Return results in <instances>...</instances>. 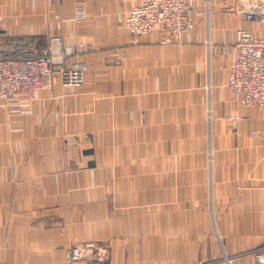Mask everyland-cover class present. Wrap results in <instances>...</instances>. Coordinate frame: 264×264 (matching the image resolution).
I'll return each mask as SVG.
<instances>
[{
	"label": "crops",
	"instance_id": "1",
	"mask_svg": "<svg viewBox=\"0 0 264 264\" xmlns=\"http://www.w3.org/2000/svg\"><path fill=\"white\" fill-rule=\"evenodd\" d=\"M140 1L0 0V49L37 54L58 36L85 69L25 111L0 100V264H65L87 238L103 245L94 264H184L206 241L230 253L264 239V111L225 88L236 30L264 25L237 0H190V32L133 35L121 19Z\"/></svg>",
	"mask_w": 264,
	"mask_h": 264
},
{
	"label": "built area",
	"instance_id": "2",
	"mask_svg": "<svg viewBox=\"0 0 264 264\" xmlns=\"http://www.w3.org/2000/svg\"><path fill=\"white\" fill-rule=\"evenodd\" d=\"M203 1L205 9L210 11L211 0ZM237 2L236 11L245 21L264 25V0ZM190 6V0H141L126 11L121 23L133 35L167 33L178 36L190 32L193 27L189 18ZM76 16L80 18L83 14L78 11ZM4 22L5 18L0 15V31ZM206 42L208 45L209 40ZM11 44L15 45L16 41L12 39ZM80 49L84 50V47ZM232 52L225 83L228 95L241 106H256L264 110V36L246 28H238ZM69 54L70 51L62 48L58 36H51L47 47L40 49L37 54L21 49L10 52L0 49V100L5 102L1 107L19 106L21 111L27 110L23 106L33 103L40 90L49 89L57 76L64 89L80 87L84 83L85 69L67 66ZM205 115L207 121L212 120L210 106L206 108ZM226 118L230 127L235 129L238 117L230 114ZM206 156L208 169H211L213 155L210 147ZM96 249L97 244L93 240L77 242L66 251V259L75 262L82 258H93Z\"/></svg>",
	"mask_w": 264,
	"mask_h": 264
},
{
	"label": "rangeland",
	"instance_id": "3",
	"mask_svg": "<svg viewBox=\"0 0 264 264\" xmlns=\"http://www.w3.org/2000/svg\"><path fill=\"white\" fill-rule=\"evenodd\" d=\"M234 102L236 103V101H234ZM211 109H212V107H211ZM212 112H213V110H212ZM230 114L236 115L235 113H230ZM230 114H228V115H230ZM226 116H225V120L227 122L228 128L230 130L234 131L236 128L232 129L230 127ZM212 155L214 156V151H212ZM213 163H214V161L212 160V165H213ZM206 165H207V156H206ZM207 168H208V165H207ZM89 240H93L97 244V249L95 251V254L93 253L95 256L93 258H89L88 257V258H82V259H80L78 261H75V262H68L67 259H66V251L73 244H75L77 242L85 243V242H87ZM202 245L204 246V243H202ZM205 245H206L205 249L201 253H199L197 257H195V258H192V257L187 258L185 260L184 264H227V260L235 262V260H238L240 258H245V257H248L253 262V264H264V239L261 242H258V243H256L255 245H253L251 247H248L246 249L233 251V252H230V253L227 252L226 250L222 249L221 248L222 243L219 244V242H217V241H215V242L212 241V248L211 249H210V241H206ZM102 246L103 245L97 239L87 238V239L74 240L65 248V250L63 252L62 261L65 264H83V263L94 264V262L98 261V259H99V256H98V253H97L98 252V248L102 247ZM254 248H257V249L253 250ZM258 255H261V257H257ZM99 261H100V259H99ZM146 262L147 261L145 259H143V258H141L139 256L138 259H137V263L136 264H146ZM121 264H126V263H121Z\"/></svg>",
	"mask_w": 264,
	"mask_h": 264
},
{
	"label": "bare ground",
	"instance_id": "4",
	"mask_svg": "<svg viewBox=\"0 0 264 264\" xmlns=\"http://www.w3.org/2000/svg\"><path fill=\"white\" fill-rule=\"evenodd\" d=\"M57 78L59 79V77L57 76ZM59 83H60V80H59ZM61 84V83H60ZM227 262H229V260H227Z\"/></svg>",
	"mask_w": 264,
	"mask_h": 264
}]
</instances>
